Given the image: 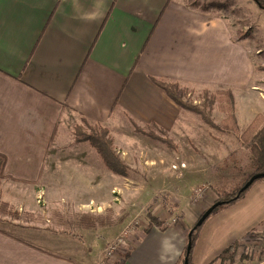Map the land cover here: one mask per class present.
I'll return each mask as SVG.
<instances>
[{
    "label": "crops",
    "instance_id": "1",
    "mask_svg": "<svg viewBox=\"0 0 264 264\" xmlns=\"http://www.w3.org/2000/svg\"><path fill=\"white\" fill-rule=\"evenodd\" d=\"M255 74L250 48L226 21L184 0H0V155L6 160L0 199L29 213L43 199L59 215L66 208L77 218L102 215L104 181L120 177H104L98 160L49 159L60 128L70 119L101 125L124 153L127 124L183 133L188 115L153 79L231 91L238 126L249 125L264 112ZM200 211L194 206L180 223L163 212L165 230H137L126 260L106 264L178 263L188 238L184 221ZM104 229L88 233L92 248L79 246L73 256L37 246L50 240L43 233L25 229L26 240L0 230V264H98L113 240Z\"/></svg>",
    "mask_w": 264,
    "mask_h": 264
},
{
    "label": "rangeland",
    "instance_id": "2",
    "mask_svg": "<svg viewBox=\"0 0 264 264\" xmlns=\"http://www.w3.org/2000/svg\"><path fill=\"white\" fill-rule=\"evenodd\" d=\"M206 1H220L228 5L226 11L215 13L226 21L233 37L250 48L256 73L253 84L259 88L254 93H257L258 97L262 93L264 97V10L252 0ZM188 89L189 92L186 94L185 101L200 107L201 100L199 97L202 95V89L190 87ZM210 93L214 94L215 92ZM222 105L224 106L226 103ZM242 109L241 106L238 107L239 111ZM212 110V120L220 125L225 120L226 114L222 113L217 105L213 106ZM185 112L183 115L188 116H185L187 120L184 121L183 133L175 136L166 134V139L171 141L172 146L160 140L146 137L142 135L141 131H151L164 139L160 132L150 128L147 130V126L133 125L132 127L130 124L125 126V133L123 134V136L130 137L127 141V153L117 149L113 142L117 155L129 168V176L118 179L116 175L107 172L104 168L106 171L104 177L112 175L115 177L114 179H118V182L109 181L106 183L104 181V213L102 215H96L97 212L89 214L108 217L107 225L104 227L106 240H110L112 237L114 240L122 232L124 226L132 224L134 233L129 240L127 247L129 248L132 238L135 237V232L138 230L142 233L147 229L148 214L163 216L164 210L160 205L157 207V205L152 204L158 195H168V202L177 206V213H180L181 209L185 216H190L189 212L195 206L196 209H201L199 213L201 214L216 199L215 193L210 188L219 183V174L214 171L215 166L220 165L223 159L231 153L235 159L241 161L240 164L247 163L245 152L240 148V143L235 136L210 129L196 115ZM259 114H264V112L257 111L251 120ZM246 119L250 120V118ZM247 122L249 121L241 122L243 124L238 126L239 129L244 130L248 126ZM75 126L85 128L82 121L70 119L65 130L63 128L58 130L49 159L56 157L86 158L101 161L88 144L74 143L69 145V137L72 139L71 135ZM136 128L141 129V131L136 132ZM110 138L112 139L111 135ZM58 147L61 148L58 149ZM181 165L184 167L182 168ZM236 182L235 178L228 177L217 185L222 187L221 194L229 195L231 190L236 188ZM196 189L202 190L201 198L197 201L191 200L190 192ZM39 198L41 199V197ZM42 201L43 199L40 200L39 204H36L32 213L27 210L20 211L19 208L15 209L10 206L11 210L21 218L20 220L0 218V229L26 240L29 238L26 236L28 231L25 229H31L30 233H43V237L50 240L35 244L64 256L75 255L79 246L83 248L90 246L92 240L88 238V235L93 233L92 230L81 229L76 222L77 216L66 212L68 208L63 210L64 214L59 217L70 222L62 221L56 215L58 212L54 208L44 207ZM151 207L153 208L151 209ZM164 213L167 219H171L173 216L174 219L177 217L175 214ZM184 215L181 218L182 221ZM199 216L194 215L191 216L192 218L189 217L190 219L186 218L184 229L196 227ZM181 219L179 218L177 222L180 223ZM120 223L122 227L118 231ZM165 227L168 226L165 224ZM98 228L96 227V230ZM185 230L187 231V229ZM195 235L191 256L192 264H210L211 261L220 264L219 254L235 242H238V248L231 264H264V180L256 181L239 200L212 214L196 230ZM110 243L105 244L104 249ZM123 253L116 255L114 260L119 262L123 258Z\"/></svg>",
    "mask_w": 264,
    "mask_h": 264
},
{
    "label": "trees",
    "instance_id": "3",
    "mask_svg": "<svg viewBox=\"0 0 264 264\" xmlns=\"http://www.w3.org/2000/svg\"><path fill=\"white\" fill-rule=\"evenodd\" d=\"M256 3L262 10H264V4L261 0H252ZM186 6L190 9H196L203 14L218 16L215 12L226 11L228 5L224 2L220 1H206V0H185ZM239 40V39H238ZM153 82L156 86H158L167 97L181 110L190 112L196 115L200 121L205 124L210 129H213L217 132L235 136L236 140L240 143V148L244 150L245 156L247 159L246 164H240L241 161L235 159L231 153L228 157L223 159L220 165H216L214 171L218 172V182L221 183L224 180L229 178H235L237 180L236 188L231 190L229 195L221 194L222 187L217 185L211 186V190L215 193L216 199L214 203L223 202V204L217 207L212 213H216L221 208L228 206L230 204L235 203L239 200L242 195L246 192L239 194L241 188L250 180V178L257 174H264V114H259L251 121V123L244 129L240 130L236 121L235 116V103L234 96L231 91H217L214 94L210 93L208 90H203L202 95L199 97L201 100L200 107L192 105V103H187L185 101L186 94H188L189 89L187 86H182L178 83H172L167 81L154 80ZM226 105H222L225 104ZM218 106L222 113H225V120L219 125L216 124L212 118L211 113L213 106ZM84 123V127L75 126L73 128V138L76 143H84L88 144L90 148H92L99 159L102 162L105 170L113 175H116L120 178H128V166L124 163V161L117 155L116 150L113 146V141L110 138L109 130L105 127H102L98 124L89 123L85 119H82ZM136 126V125H135ZM154 129L162 134L161 139L158 135L152 133L151 131H141V129L136 128V132L141 131L146 137H150L152 139L160 140L163 143H166L169 146H172L170 140L166 139V133L157 129L155 126H147L148 129ZM139 133V132H138ZM5 157L0 155V185L3 179V171L5 166ZM264 180V177L259 179ZM257 180V181H259ZM256 182V181H255ZM254 182V183H255ZM253 183V184H254ZM153 205H160L162 210L167 214L177 216L178 218H182V214L177 213L176 205H172L168 202V195H158L152 201ZM212 204V205H213ZM152 205V206H153ZM211 207V206H210ZM153 207H151L152 209ZM208 209V208H207ZM206 209V210H207ZM205 210V211H206ZM203 211L197 220L201 218V216L205 213ZM58 218L59 214H56ZM210 215V216H211ZM209 216V217H210ZM208 217V218H209ZM0 218H12L16 220H20L21 217L13 212L10 208V205L3 202L0 199ZM207 218V219H208ZM206 219V220H207ZM108 217L104 216H92V215H82L76 221L80 227L86 230H94L96 227L106 226ZM148 227L145 232H148L151 228H156L158 230H165V220L160 216H154L148 214ZM182 220V219H181ZM205 220V221H206ZM204 221V222H205ZM202 226V225H201ZM200 226V227H201ZM199 227H192L188 229V234L191 233L190 239L187 238V243L190 240L191 242V250L187 254V244L186 247L180 257V260L176 264H184L185 257H188V264H192L191 256L195 242V232ZM1 230V229H0ZM238 248V242L231 244L228 248H226L223 252H221L218 256L220 259V264H231ZM130 251V247L126 249L123 253V258L119 260V263H122L128 257ZM216 259V258H215ZM210 264H215V261H211Z\"/></svg>",
    "mask_w": 264,
    "mask_h": 264
},
{
    "label": "built area",
    "instance_id": "4",
    "mask_svg": "<svg viewBox=\"0 0 264 264\" xmlns=\"http://www.w3.org/2000/svg\"><path fill=\"white\" fill-rule=\"evenodd\" d=\"M183 168L184 165H181ZM191 193V200L197 201L201 198L202 190L196 189ZM132 233H134V228L132 224L128 226H124L122 232L116 237L101 253V257L99 259L98 264H105L106 260L114 258L118 254L123 253L125 248L129 246V240L131 238Z\"/></svg>",
    "mask_w": 264,
    "mask_h": 264
},
{
    "label": "water",
    "instance_id": "5",
    "mask_svg": "<svg viewBox=\"0 0 264 264\" xmlns=\"http://www.w3.org/2000/svg\"><path fill=\"white\" fill-rule=\"evenodd\" d=\"M256 1V0H254ZM257 3V2H256ZM264 177V174H257V175H254L250 178V180L241 188V190L239 191V194L240 193H243L244 191H246L255 181L261 179ZM223 204V202H217V203H214L213 205H211V207H209L205 213L201 216V218L198 220L197 224H196V227H200L204 221L211 215V213L219 206H221ZM191 237V233L188 234V238L190 239ZM191 250V242L190 240L188 241L187 243V254L190 252ZM184 264H188V257H185L184 259Z\"/></svg>",
    "mask_w": 264,
    "mask_h": 264
}]
</instances>
